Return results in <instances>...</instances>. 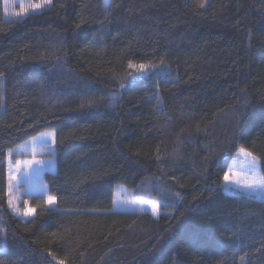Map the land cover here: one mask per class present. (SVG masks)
<instances>
[{
    "label": "trees",
    "instance_id": "obj_1",
    "mask_svg": "<svg viewBox=\"0 0 264 264\" xmlns=\"http://www.w3.org/2000/svg\"><path fill=\"white\" fill-rule=\"evenodd\" d=\"M48 129L56 204L22 219L6 158ZM241 147L264 176V0H0V264H264V199L223 186ZM118 185L160 214L113 210Z\"/></svg>",
    "mask_w": 264,
    "mask_h": 264
},
{
    "label": "snow or ice",
    "instance_id": "obj_2",
    "mask_svg": "<svg viewBox=\"0 0 264 264\" xmlns=\"http://www.w3.org/2000/svg\"><path fill=\"white\" fill-rule=\"evenodd\" d=\"M5 3L7 4V0H5ZM103 3L105 6H111L112 0H103ZM53 6V0H28V3L21 4L20 5V11L19 12H12L9 13L7 6H5V15L6 16H14L18 18V20H22L32 14L36 13H42L46 9H50ZM199 7L203 8L204 4L200 3L198 5ZM103 23V21H101ZM79 27V25H77ZM161 64L164 63L163 59L160 61ZM128 68L132 69L134 71H130L128 75L133 76V78H136L137 76H144L149 74L150 72H153V70L157 67L156 64H154L152 61H146V62H134L132 60L128 61ZM168 74H165V78H167ZM121 87L124 85L121 84ZM157 98V104L159 107H163L162 99L159 97V93H156ZM116 94H113L111 97V100H115ZM40 140L41 142V150L47 151L51 145H54L56 143V133L50 132V133H41L39 137H34L33 141ZM13 152L9 150L8 152V189H9V199L8 204L10 207L13 208V210L18 215H23L26 217L34 216L36 214L35 209L27 206V201H25L26 207L23 209H20L17 206L16 201L19 200V197H16L14 200V190L19 187V184L23 181L25 183L30 182L31 180V172L27 171L26 169H32L33 166H36L35 170H42L45 165L49 163V161L44 160H29V161H13L12 158ZM238 156L242 157V159L246 163L245 168V175L251 174L253 177H255L250 182H244L242 183L240 179L233 178L229 173L233 172L232 168H229L228 172H226L223 176V180L225 183L229 185H233L237 189H243L249 194H257L264 196V176L259 175V158L255 157L253 153L247 151L244 147H241L239 149ZM51 159V158H50ZM23 165V167H22ZM17 175L21 176V180H17ZM179 195V194H177ZM41 199L44 201L45 204H47L50 207H54L56 204V197L53 195H49L47 193L46 186L43 187L42 193H41ZM133 204H139L141 206H148L152 213L154 215L160 214V206L158 203L151 202L149 200H139V201H132ZM40 205H38L39 207ZM241 261L243 262L245 257H240ZM57 264H66V260L60 259L57 261Z\"/></svg>",
    "mask_w": 264,
    "mask_h": 264
},
{
    "label": "rangeland",
    "instance_id": "obj_3",
    "mask_svg": "<svg viewBox=\"0 0 264 264\" xmlns=\"http://www.w3.org/2000/svg\"><path fill=\"white\" fill-rule=\"evenodd\" d=\"M28 0H7V4L5 3V0H3V10L5 9V6H7L9 13L12 12H19L20 11V5L21 4H27ZM4 18L5 19H16L14 16H6L5 11H4ZM50 132H55L54 130H44L37 135L30 137L23 142L17 144L14 146L11 151L13 152L12 155V160L16 161L19 160L21 162L23 161H29V160H44V161H49L47 165L42 170H35L36 166L34 165L32 169H26L27 171L31 172V180L28 183L21 182L19 184V187L14 190V200L16 197H19V200L16 201L17 206L20 209H23L26 207L25 205V198L24 196L26 195H31L34 193H42V189L44 186H46L43 176L45 171H54L55 170V144L51 145V147L47 151H42L41 150V142L40 140H35L33 141L34 137H39L41 133H50ZM240 149V148H239ZM239 149L234 153L232 156L229 166L227 169V172L229 168L233 169L232 173H229L233 178L240 179L242 183L244 182H250L253 180L255 177H253L251 174L245 175V168H246V163L242 159V157L238 156ZM51 158V159H50ZM8 156L6 158V164H7V177H8ZM260 165V162H259ZM23 167V165H22ZM259 175L263 176L261 173V170L259 168ZM17 180H21V176L17 175ZM223 186L224 190L228 193H246L248 195H253L258 198L264 199V196L257 195V194H249L243 189H237L233 185H229L225 183L223 180ZM48 193V192H47ZM49 194V193H48ZM50 195V194H49ZM8 199H9V189H8ZM139 200H148L144 199L142 197H137L134 195L133 190L129 189L128 187L124 185H118L115 190L114 194V201H113V210L115 211H130V212H150L151 214L152 211L148 206H141L139 204H133L131 203L132 201H139ZM151 201V200H149ZM154 203H158L155 201H151ZM159 204V203H158ZM47 205V204H46ZM28 206V204H27ZM48 206V205H47ZM30 207V206H28ZM50 207V206H48ZM11 210L19 216L22 219L28 218L23 215H18L13 208L11 207ZM154 215V214H153ZM157 216V215H154Z\"/></svg>",
    "mask_w": 264,
    "mask_h": 264
}]
</instances>
